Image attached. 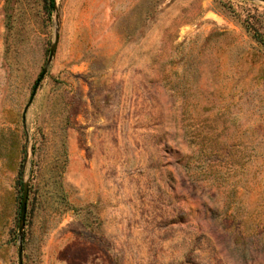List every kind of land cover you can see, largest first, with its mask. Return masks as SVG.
Masks as SVG:
<instances>
[{
    "label": "rangeland",
    "instance_id": "374dc122",
    "mask_svg": "<svg viewBox=\"0 0 264 264\" xmlns=\"http://www.w3.org/2000/svg\"><path fill=\"white\" fill-rule=\"evenodd\" d=\"M47 4L0 0V264H264V0Z\"/></svg>",
    "mask_w": 264,
    "mask_h": 264
},
{
    "label": "water",
    "instance_id": "95a60500",
    "mask_svg": "<svg viewBox=\"0 0 264 264\" xmlns=\"http://www.w3.org/2000/svg\"><path fill=\"white\" fill-rule=\"evenodd\" d=\"M53 50L54 49H51L50 56L53 54ZM42 76H43V74L40 75L39 79H41ZM25 211H26V190L23 193V199H22L21 207H20L19 233H21V231H22L23 220H24V216H25ZM18 257H19V264H21V248H19V250H18Z\"/></svg>",
    "mask_w": 264,
    "mask_h": 264
},
{
    "label": "trees",
    "instance_id": "16d2710c",
    "mask_svg": "<svg viewBox=\"0 0 264 264\" xmlns=\"http://www.w3.org/2000/svg\"><path fill=\"white\" fill-rule=\"evenodd\" d=\"M53 4H54V0H48V4H47V13L50 14L52 9H53Z\"/></svg>",
    "mask_w": 264,
    "mask_h": 264
}]
</instances>
